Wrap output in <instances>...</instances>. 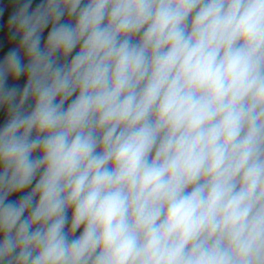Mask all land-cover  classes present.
Listing matches in <instances>:
<instances>
[{"label":"clouds","instance_id":"clouds-1","mask_svg":"<svg viewBox=\"0 0 264 264\" xmlns=\"http://www.w3.org/2000/svg\"><path fill=\"white\" fill-rule=\"evenodd\" d=\"M0 264H264V0L0 3Z\"/></svg>","mask_w":264,"mask_h":264},{"label":"water","instance_id":"water-1","mask_svg":"<svg viewBox=\"0 0 264 264\" xmlns=\"http://www.w3.org/2000/svg\"><path fill=\"white\" fill-rule=\"evenodd\" d=\"M7 0H0V3H6Z\"/></svg>","mask_w":264,"mask_h":264}]
</instances>
